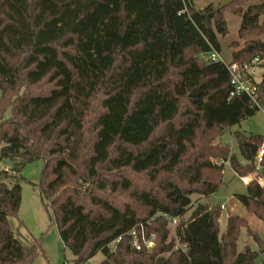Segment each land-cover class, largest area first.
Returning <instances> with one entry per match:
<instances>
[{
  "label": "trees",
  "instance_id": "trees-1",
  "mask_svg": "<svg viewBox=\"0 0 264 264\" xmlns=\"http://www.w3.org/2000/svg\"><path fill=\"white\" fill-rule=\"evenodd\" d=\"M263 8L249 5L242 12L240 34L258 27ZM222 9H196L190 0H0L1 95L44 79L52 83L44 95H0V161L15 172L0 169V264H38L44 253L39 240L22 241L9 223L20 207L21 170L38 160L43 168L35 185L74 264L98 252L104 255L98 264L254 263L257 252L236 251L244 219L228 216L219 235L220 206L197 203L175 227L186 252L172 249L165 217L181 218L192 206L190 195L218 190L223 165L213 158L228 161L240 177L260 174V135L235 133L244 163L228 145L210 143L215 132L258 111L245 94L229 96L227 64L264 58V41L251 40L224 62L205 60L222 51ZM175 69L178 81L170 78ZM258 85L264 105V77ZM93 101L98 109L88 121ZM126 170L149 175L151 184L131 191ZM257 176L234 197L264 223ZM120 191L130 192L141 209L118 205ZM139 222L155 236L151 250L130 244L127 232Z\"/></svg>",
  "mask_w": 264,
  "mask_h": 264
},
{
  "label": "rangeland",
  "instance_id": "rangeland-1",
  "mask_svg": "<svg viewBox=\"0 0 264 264\" xmlns=\"http://www.w3.org/2000/svg\"><path fill=\"white\" fill-rule=\"evenodd\" d=\"M190 2L196 9H202L207 5H212L213 7L218 5V0H190ZM263 3L264 0H237L221 10L220 13L226 26L225 34L218 35L222 46L220 55L223 59L227 60L226 56H228L231 51L240 49L248 41H264V10L259 17L258 27L245 31L243 34L239 33L242 12L249 5H260ZM193 56L202 61L200 54L197 55L194 53ZM263 72V67H255L253 74L254 79L256 81L261 80L262 76H264ZM170 78L174 81L179 80L176 69L173 70ZM51 88L52 83L44 79L36 85L25 84L19 87L16 94L10 95V91L7 90L5 95H1V93L0 95L1 98L5 96L10 97V99L13 100L15 97L23 95H44ZM195 94L199 96L200 90L196 89ZM3 100L4 99L1 100V103ZM183 104H185V100ZM1 107L7 106L1 104ZM97 109V102L93 101L89 105L88 121L93 119L94 112L97 111ZM8 114L9 110L7 108L4 111V115L8 116ZM178 120H183V115H180ZM237 131L245 132L246 134L260 135L264 144V110L259 109L253 116L245 118L234 125L223 128L221 134L217 131L214 135H211L212 140L210 143L213 146L228 145L231 153L235 155L240 163H244L235 140V133ZM203 141L204 139L200 137L196 142L201 143ZM213 161L216 164L223 165L222 174L220 176L221 184L218 190L206 197L197 193L190 195V199L192 201L191 208L175 223H171L170 230L171 232L173 231L172 225L177 226L181 222L187 221L197 203H203L210 207L220 206V215L218 217L219 235L221 236L225 231L228 216L237 215L244 219L245 224L240 228L236 251L244 252L245 249L255 251L258 255L253 264H264V223L253 213L246 211L244 206L234 197L235 194L246 193V183L249 181L248 179L246 180V178L251 179L252 177H256L257 173L246 174L243 175V177H240L229 166L228 161L223 162L222 159L219 158H213ZM259 163L260 160L256 156L255 164L260 170V174H258L259 180L264 186V166H260ZM42 168L43 163L39 160L27 163L22 168L21 176L23 180L20 182V207L17 216L9 218V223L15 235H17V237L22 241L24 239H29L31 236L40 241L44 253H40L37 256L36 262L38 264H74V257L70 250L63 248L56 224L50 221V208L46 207L47 201L40 194L39 188L35 185L38 184L41 179ZM0 169L8 170L9 172L12 171L11 164L5 159L0 161ZM11 174H15V172H11ZM124 174L131 180V191L133 192H140L151 184L149 182V175L136 174L130 170H126ZM212 178H214V176H212ZM114 197L118 205L130 202L134 207L141 209V205L131 197L130 192L124 193L120 191L117 192ZM167 256V253L162 254L163 258H166ZM103 257L104 255L101 252H98L84 264H98Z\"/></svg>",
  "mask_w": 264,
  "mask_h": 264
},
{
  "label": "built area",
  "instance_id": "built-area-1",
  "mask_svg": "<svg viewBox=\"0 0 264 264\" xmlns=\"http://www.w3.org/2000/svg\"><path fill=\"white\" fill-rule=\"evenodd\" d=\"M204 58L208 62H224V59L220 55L219 52L213 50L204 55ZM263 67L264 68V59L259 55H255L249 62L244 63H230L227 64V68L229 71V81L231 85V90L229 96L245 94L249 97L250 101L259 109L264 110V105L260 103L259 100V81H256L253 77L255 67ZM264 73V72H263ZM264 76H262L263 78ZM264 156V145H261L257 152V157L261 161ZM13 172V171H11ZM169 221V226L171 223H175L179 217H169L165 216ZM173 226V231L171 232V236L174 238L173 242V250H180L182 252H186L187 246L184 243H181L177 238L175 233V225ZM130 236V244L136 250H141L145 247L148 250H151L155 244V236L153 233L148 234L146 232L145 224L142 222L134 225L128 232ZM120 240V237L116 239V243Z\"/></svg>",
  "mask_w": 264,
  "mask_h": 264
},
{
  "label": "water",
  "instance_id": "water-1",
  "mask_svg": "<svg viewBox=\"0 0 264 264\" xmlns=\"http://www.w3.org/2000/svg\"><path fill=\"white\" fill-rule=\"evenodd\" d=\"M234 1H236V0H218V5L217 6H215V9H222V8H224V7H226V6H228V5H230L232 2H234ZM195 92H196V90H193L192 91V95L193 96H197L196 94H195ZM156 264H164V261H157L156 262Z\"/></svg>",
  "mask_w": 264,
  "mask_h": 264
},
{
  "label": "crops",
  "instance_id": "crops-1",
  "mask_svg": "<svg viewBox=\"0 0 264 264\" xmlns=\"http://www.w3.org/2000/svg\"><path fill=\"white\" fill-rule=\"evenodd\" d=\"M263 145H264V144H263ZM247 179L249 180V178H246V180H247Z\"/></svg>",
  "mask_w": 264,
  "mask_h": 264
}]
</instances>
